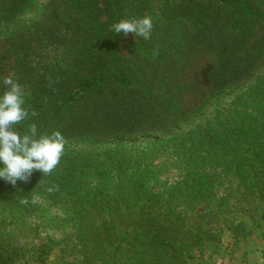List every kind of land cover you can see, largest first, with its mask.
<instances>
[{"label": "trees", "instance_id": "1", "mask_svg": "<svg viewBox=\"0 0 264 264\" xmlns=\"http://www.w3.org/2000/svg\"><path fill=\"white\" fill-rule=\"evenodd\" d=\"M262 7L264 0H0V37L35 31L47 42L14 78L30 113L18 130L36 123L39 134L58 130L67 140L51 175L35 171L15 187L0 179L5 190L18 201L29 199L20 204L26 208L36 196L72 203L76 220L94 229L83 245L87 264H121L126 246L155 254L146 264H191L194 250L219 241L225 227L235 243L251 234L245 221H236L238 212L264 229L257 219L264 217ZM144 16L153 20L150 39L138 37L131 55H120L122 33L110 26ZM4 91L0 81V95ZM212 110L218 114L206 126L171 140L190 138L189 149L198 147L189 166L212 161L237 175L226 197L217 199L211 181L198 182L191 172L171 190L155 192L148 183L157 179L146 169L131 177L119 173L102 189L80 190L83 177L124 151L74 145L158 139ZM181 150L174 147L173 154ZM52 184L59 191L50 194L45 188ZM258 236L264 239V230ZM0 262L9 261L0 255Z\"/></svg>", "mask_w": 264, "mask_h": 264}, {"label": "rangeland", "instance_id": "2", "mask_svg": "<svg viewBox=\"0 0 264 264\" xmlns=\"http://www.w3.org/2000/svg\"><path fill=\"white\" fill-rule=\"evenodd\" d=\"M64 8L71 7L65 5ZM262 10L264 12V7ZM104 15L103 19L106 17V14ZM136 41L137 37L133 34L124 36L122 33L119 43L120 55L130 56L129 46ZM46 45L47 42L40 40L35 31L0 37V81L6 76L13 78L18 76L21 70H25L38 55L43 53ZM209 68L210 65H207L199 72L201 79L207 75ZM217 114H213V110L209 111L193 123L158 139L115 143L99 148H91L85 144L74 145L94 153H103L106 147L124 151L117 158H113L110 166L101 167L99 171L83 177L78 184L80 190L87 193L102 189L108 187L119 173L131 177L136 170L146 169L157 179L156 183H148L150 189L155 192L171 190L191 172V178L198 177V182L206 179L211 181L213 194L217 199L226 197L236 186L237 175L233 171L227 172L229 168L224 167L223 164L212 161L207 162L208 164L202 168L189 166L191 155L194 156L191 160H194L199 154L198 147L193 146L189 149L190 138H185L182 142L171 140L188 134L197 126H206L208 120ZM165 139L171 141L166 142ZM154 140L161 142L154 144ZM174 147H182L179 156L173 154ZM34 200L36 202L31 207L21 206L19 201L5 190L0 181V255L9 261L8 264H87L83 255V245L90 244L89 239L94 229L83 226L76 220L72 203L49 202L41 196L34 197ZM205 208L209 207H200L199 210L203 211ZM262 213L264 214V208ZM257 219L264 228V217ZM236 221H245L251 234L245 238L241 237L235 243V239L225 227L222 229L219 241L206 242L202 247L194 250L196 258L191 264H249L250 262L261 264V254L264 253V249L258 234L264 229L256 228L252 219L239 212ZM247 248L254 249L247 250ZM140 249L126 246V250L121 253V264H146L155 255L145 250L140 254ZM250 259L251 261H248ZM0 264L4 263L0 262Z\"/></svg>", "mask_w": 264, "mask_h": 264}, {"label": "clouds", "instance_id": "3", "mask_svg": "<svg viewBox=\"0 0 264 264\" xmlns=\"http://www.w3.org/2000/svg\"><path fill=\"white\" fill-rule=\"evenodd\" d=\"M153 20L143 18L121 19L110 26V31L124 36L150 39ZM5 91L0 95V179L16 186L17 182L27 183L35 171L43 177L51 175L60 164L67 143L64 135L58 131L51 134H39L36 123H30L27 131L21 134L18 125L30 118L25 104V90L12 76L3 79ZM36 113L32 112L31 116ZM42 183V179L39 184ZM48 193L59 191V186L52 184L45 188ZM33 199L31 203H35ZM19 203L28 205L29 199L21 198Z\"/></svg>", "mask_w": 264, "mask_h": 264}, {"label": "crops", "instance_id": "4", "mask_svg": "<svg viewBox=\"0 0 264 264\" xmlns=\"http://www.w3.org/2000/svg\"><path fill=\"white\" fill-rule=\"evenodd\" d=\"M259 240H260L261 244H263V249H264V239L259 238ZM246 247H248V246H246ZM252 249H254V248H247V250H252ZM248 261H251V259ZM260 262H261V264H264V253L261 254V261ZM249 264H252V263L250 262Z\"/></svg>", "mask_w": 264, "mask_h": 264}]
</instances>
